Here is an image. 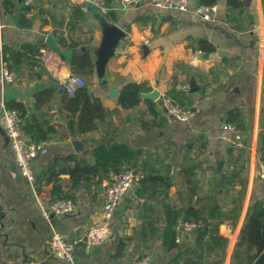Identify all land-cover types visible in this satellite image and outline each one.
I'll use <instances>...</instances> for the list:
<instances>
[{"label": "crops", "instance_id": "obj_1", "mask_svg": "<svg viewBox=\"0 0 264 264\" xmlns=\"http://www.w3.org/2000/svg\"><path fill=\"white\" fill-rule=\"evenodd\" d=\"M84 1L32 0L25 5L22 0H3V45L15 49H21L23 44H45L46 36L51 35L58 46L62 40L75 43L77 51L88 50L95 62V50L102 37L98 15L125 30L103 72L99 74L93 62L92 74L87 75L89 79L84 78L91 95L99 97L107 111L96 128L84 134L79 133L75 116L73 132L66 135V121L58 112L64 94L62 73L42 65L36 55L26 52L18 68L11 70L13 80L0 82V99L5 103L20 101L28 120L58 129L47 140H41L46 151L31 161L34 177L53 156L91 150L103 138H111L133 150L166 154L165 161L171 164L173 174L168 192L171 202L183 206L182 202L187 200L188 184L179 172L181 163L187 161L194 172L196 193L192 199L211 195L225 209L235 198L240 183L237 178L233 185L219 183L220 173L234 170L242 178V206L233 223L225 221L218 225V233L227 237L222 264H243L238 259L231 260L235 242L251 203L260 200L264 204V180L259 175V133L264 131V0H243L240 28L227 21L226 0L214 2L211 20H202L195 13L197 0H187L184 10L157 7L150 0L134 4L109 0L110 17L91 5L85 10L81 8V18L69 21L72 7L81 6ZM24 10L28 26L19 24ZM203 44L212 49L207 50ZM197 50L200 53L193 57ZM128 82L148 88L141 97H148L150 104L142 100L132 109L114 110L117 94ZM172 89L182 105L192 109L186 119L171 115L164 107V100L171 97L166 94ZM149 105L154 113L148 111ZM140 118L152 126L142 128ZM222 121L240 129L244 147L233 148L218 137ZM23 122L19 118L18 128L25 138H31L20 128ZM105 180L82 182L72 197L73 212L45 218L40 206L51 201V184H43L37 190L33 180L22 174L0 127V264H166L178 249L195 246L198 224L183 232L181 242L174 241L176 247L163 249L160 236L165 215L160 196L147 201L153 204L150 212L157 220V235L143 242L142 203L146 193L138 195L140 184H136L115 208L108 239L87 251L77 248L72 262L53 256L48 243L53 231L63 235L81 233L98 220ZM249 259L246 256L244 264H252Z\"/></svg>", "mask_w": 264, "mask_h": 264}, {"label": "trees", "instance_id": "obj_2", "mask_svg": "<svg viewBox=\"0 0 264 264\" xmlns=\"http://www.w3.org/2000/svg\"><path fill=\"white\" fill-rule=\"evenodd\" d=\"M216 1L197 0V3L213 4ZM104 2L109 5V0ZM225 5L227 21L232 22L236 28H240V16L244 1L226 0ZM24 12L25 10L19 16L21 19L19 24L28 26L29 20L24 17ZM106 14L110 17L112 14L111 9ZM82 15L81 6L74 5L69 21L79 19ZM44 45L43 42L35 45L23 44L21 49L3 45L2 57L9 70H16L18 68L17 65L26 52L30 53L31 56L37 55L39 48ZM203 45L207 50L212 49L209 44ZM59 46L61 49L57 51L58 54L66 59L63 52L67 48H74L75 43H66L61 40L59 41ZM66 60L73 72L90 75L94 70V61L88 50L77 51L74 48L71 56ZM144 92H148V88L141 83L128 82L124 84L117 94L114 110L132 109L142 100L150 104L148 97H141ZM169 95L171 100L182 105L183 102L174 89L167 92L166 96ZM61 103L58 112L63 117V120L66 121V135L73 132L75 116L78 131L80 134H84L96 128L97 122L102 120L107 114L99 97L91 95L86 84L78 88L73 96L68 97L62 93ZM6 106L17 110L19 118L24 120L23 123H20V128L25 134H29L33 140H47L51 133L58 132L57 128L50 125L28 120L25 117L27 110L20 101L9 100L6 102ZM148 111L154 113L152 105L148 106ZM140 125L144 129L152 126L147 124L142 118H140ZM66 135H61V137L66 138ZM259 138L261 142L259 148L260 159L264 161V131L259 133ZM113 141L114 139L111 138H103L102 142L91 150L53 156L34 177L33 185L39 190L41 185L50 183L49 195L51 200L59 197H73L74 192L82 182L100 183L102 179H108L112 173L139 165L144 171V177L140 181L137 193L138 195L146 193L145 202L142 203L141 234L143 242L146 243L157 235V220L150 212L153 209V204L151 201H147L160 196L165 215V225L160 236L164 250L169 251L177 246L173 240V226L179 217L193 220L200 226L196 233L195 246H185L178 249L176 254L166 264H222L227 237L218 233V225L225 221L233 223L241 209L243 185L242 178L238 176V172L233 170L229 173H220L219 183L233 185L232 182L235 178L240 183L235 198L232 199L225 209H222L220 203L211 195H198L196 199H192L196 193L193 180L194 172L189 162H182L179 172L184 175L188 184L186 187L187 200L182 202L185 205L179 206L171 202L168 196L169 188L173 182V174L171 172V164L165 161L166 154L154 155L148 151L144 152L140 148L133 150L126 143L121 141L114 143ZM62 175H67L68 177L64 179L61 177ZM246 256L250 257L249 260L252 264H264V204L260 200L253 201L249 207V212L235 242L231 260L238 259L244 264Z\"/></svg>", "mask_w": 264, "mask_h": 264}, {"label": "built area", "instance_id": "obj_3", "mask_svg": "<svg viewBox=\"0 0 264 264\" xmlns=\"http://www.w3.org/2000/svg\"><path fill=\"white\" fill-rule=\"evenodd\" d=\"M138 0H122L124 4H134ZM25 5L31 4L32 0H22ZM157 7L173 8L184 10L187 0H150ZM2 4L0 0V82L12 81L14 74L7 67L2 57L3 48V22H2ZM95 6L101 13H106L108 6L103 0H85L81 4L82 9ZM216 5L198 4L195 13L202 20H211L212 12ZM200 53L197 50L193 53L196 57ZM39 62L46 66H52L53 69L61 75V86L66 96L75 95L78 88L86 84L85 79L78 73L70 70L65 60L47 45L41 46L37 53ZM186 88L187 85H183ZM164 107L168 113L180 119H186L192 114V109L188 106L181 105L169 98L164 100ZM19 120L16 109L9 108L3 99H0V127L6 134L14 157L19 165L23 175L30 181L34 180L31 169V161L38 155L46 151L45 143L35 141L31 138H25L17 125ZM218 137L228 143L233 148H242L245 145L244 137L240 129L233 123L222 121L218 129ZM260 177L264 180V161L259 162ZM144 177V171L139 165L124 168L121 171L112 173L111 176L103 183V203L98 220L90 224L84 232L72 235H63L53 231L49 238V249L53 256L72 262L74 253L77 248L87 251L90 246L99 244L108 239L112 232L110 221L123 195L129 191L132 185L140 184ZM75 203L72 197H59L52 199L47 205H41L40 211L45 218L51 214L64 215L74 211ZM197 223L192 220L179 219L173 226V239L176 243L181 242L183 232L195 228Z\"/></svg>", "mask_w": 264, "mask_h": 264}, {"label": "water", "instance_id": "obj_4", "mask_svg": "<svg viewBox=\"0 0 264 264\" xmlns=\"http://www.w3.org/2000/svg\"><path fill=\"white\" fill-rule=\"evenodd\" d=\"M102 27V37L95 50V66L97 72L101 74L108 59L115 53L119 40L125 35V30L117 24L108 21L102 15H98ZM45 45L54 51H59V46L54 42L51 35L45 38ZM72 48H67L63 55L66 59L71 56ZM87 83V82H86ZM115 143V142H114Z\"/></svg>", "mask_w": 264, "mask_h": 264}, {"label": "rangeland", "instance_id": "obj_5", "mask_svg": "<svg viewBox=\"0 0 264 264\" xmlns=\"http://www.w3.org/2000/svg\"><path fill=\"white\" fill-rule=\"evenodd\" d=\"M80 75H81L83 78H88V79H89V76H87V75H84V74H81V73H80Z\"/></svg>", "mask_w": 264, "mask_h": 264}]
</instances>
